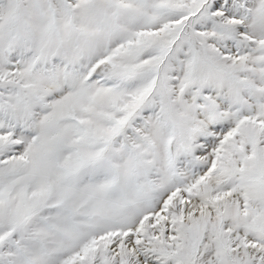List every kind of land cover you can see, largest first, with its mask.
<instances>
[{
	"label": "rangeland",
	"instance_id": "374dc122",
	"mask_svg": "<svg viewBox=\"0 0 264 264\" xmlns=\"http://www.w3.org/2000/svg\"><path fill=\"white\" fill-rule=\"evenodd\" d=\"M0 264H264V0H0Z\"/></svg>",
	"mask_w": 264,
	"mask_h": 264
}]
</instances>
